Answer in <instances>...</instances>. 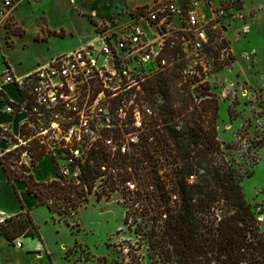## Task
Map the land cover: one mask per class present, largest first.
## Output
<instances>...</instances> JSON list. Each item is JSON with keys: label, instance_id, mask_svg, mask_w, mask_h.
Segmentation results:
<instances>
[{"label": "rangeland", "instance_id": "obj_1", "mask_svg": "<svg viewBox=\"0 0 264 264\" xmlns=\"http://www.w3.org/2000/svg\"><path fill=\"white\" fill-rule=\"evenodd\" d=\"M152 1L45 0L26 4L18 10V24L3 39L5 42L1 40V46L3 51L6 43L13 47L8 56L19 72H26L88 42L96 28L113 29L140 17ZM241 2L247 18L228 27L221 42L211 48L210 58L204 60L206 67L196 71L201 86L195 90L185 87L175 70V87L180 92V99L175 101L180 104L189 91L194 97L200 92L215 96L219 106L218 139L226 159L241 177L264 230V0ZM1 58L0 53V64ZM150 92L156 99L151 98V103L159 112L167 105L166 97L156 84ZM211 95L201 99L213 98ZM199 108L202 111V106ZM24 159L23 163L31 166V160ZM43 159L39 173L57 179L47 153ZM122 162L128 161H112L105 165L103 177L87 181L92 188L85 190L77 212L59 214L46 204L36 206L31 214L39 226L41 241L34 238L32 244L35 248L41 242V248L29 249L31 253L22 256L0 240V264H160L151 215L131 206L129 192L137 183L120 179L134 174L121 168ZM16 163L11 164L12 169L21 172V164ZM128 209L131 217L126 223ZM20 240L23 245L24 236ZM14 246L23 248L16 243Z\"/></svg>", "mask_w": 264, "mask_h": 264}, {"label": "built area", "instance_id": "obj_2", "mask_svg": "<svg viewBox=\"0 0 264 264\" xmlns=\"http://www.w3.org/2000/svg\"><path fill=\"white\" fill-rule=\"evenodd\" d=\"M37 1L0 0V32L10 34L16 10ZM246 18L241 0H153L140 17L96 28L88 42L24 74L0 69V110L10 117L0 127L7 145L1 155L18 151L17 163L25 157L32 162L29 149L37 140L58 180L88 190L87 179L103 177L112 161H129L145 143L158 114L147 91L150 80L175 69L183 84L200 87L196 71L206 67L211 48ZM15 243L22 246L20 237Z\"/></svg>", "mask_w": 264, "mask_h": 264}, {"label": "trees", "instance_id": "obj_3", "mask_svg": "<svg viewBox=\"0 0 264 264\" xmlns=\"http://www.w3.org/2000/svg\"><path fill=\"white\" fill-rule=\"evenodd\" d=\"M175 72L169 69L164 76L150 80L149 97L156 100L150 92L156 84L167 105L158 112L145 143L136 149L128 164H119L134 171L130 177L120 178L134 179L137 183L136 189L129 192L131 206L151 215L157 234L154 248L160 264H264V230L247 199L241 177L226 159L218 139L217 99L203 92L194 97L189 91L177 104L175 99L180 92L175 87ZM205 95L214 97L201 99ZM191 107L194 108L190 110ZM29 150L33 158L31 166L46 155L37 140L32 141ZM16 152L0 155V160L17 193L15 182L23 180L38 205L46 204L59 214L78 211L84 201L82 185L58 179L38 181L31 166L24 163L17 173L11 167L20 159V152ZM21 203L24 210L0 221V232L13 244L21 236L41 241L31 209L22 200ZM130 217L128 209L126 223Z\"/></svg>", "mask_w": 264, "mask_h": 264}, {"label": "crops", "instance_id": "obj_4", "mask_svg": "<svg viewBox=\"0 0 264 264\" xmlns=\"http://www.w3.org/2000/svg\"><path fill=\"white\" fill-rule=\"evenodd\" d=\"M42 1H45V0H40V1H37V2L39 3V2H42ZM32 3H36V2L24 3L23 5H21L16 10V14H15L16 21L18 20L17 19L18 18V16H17L18 10L22 6H24L26 4H29L30 5ZM243 8H244V11H245L244 4H243ZM17 24H18V22H17ZM8 35H6V32L5 31H1L0 32V50H1L0 53H1V56H2V58H1V64H0V69L5 68L6 66H11L16 73H18V74H24V73H26L28 71H26V72H19L17 70L16 66H14V64L12 63V60H11L10 56H8V54H7V52L10 51L11 49H13V47L12 46H9L6 43L5 51H3V47L1 46V40L6 39V37ZM23 38H24V36L23 37H20L18 40H23ZM3 41L5 42V40H3ZM82 44H84V43H82ZM82 44H80V45H82ZM80 45H77L74 48H72L70 50H67V51H63V52H61L59 54H62V53L71 51V50L75 49L76 47H78ZM59 54H56V55H59ZM56 55H54V56H56ZM49 60H47V61H49ZM47 61H45V62H47ZM5 89H6V91L9 93V95L14 100H16V101L19 100L20 95H19V93L12 86H6ZM3 106H4V104L0 103V109ZM9 120H10V117L8 115H5L0 110V127H1V125L3 123H5V122H7ZM13 129H14V131L16 133H18L19 127H18L17 120L13 124ZM6 148H7V145L0 138V155L2 154L1 151L2 150H5ZM44 159L40 160L37 163L36 166H31L32 172L34 173L35 178L38 181H48L51 178V176H52L49 173H47L46 175H42L41 173H39L40 172L39 169H40L41 164L43 163ZM15 184H16V188L18 190V193L16 192L15 188L13 187V185L8 182L7 173H6L4 167H3L2 163H1V160H0V221H2L6 217L14 216L16 214L21 213L24 210L23 209V206H22V203H21V200L24 203V205H25L26 208L31 209V212H32V210L36 206H38V201H37L36 196L27 192V187H26V184L23 182V180H16ZM20 198H21V200H20ZM24 238H25V241H24V243L22 245L23 248L22 249H18L16 246H14L13 243H11L6 238V236L4 234H2L0 232V240H4L13 250H16V252H18L22 256L25 255V254H27V253H31L29 251V249H40L41 248V244H42L41 242H39L38 245L35 248H33L34 247V245L32 244V240H34L33 237L24 236Z\"/></svg>", "mask_w": 264, "mask_h": 264}, {"label": "bare ground", "instance_id": "obj_5", "mask_svg": "<svg viewBox=\"0 0 264 264\" xmlns=\"http://www.w3.org/2000/svg\"><path fill=\"white\" fill-rule=\"evenodd\" d=\"M18 247H21V246H18Z\"/></svg>", "mask_w": 264, "mask_h": 264}]
</instances>
